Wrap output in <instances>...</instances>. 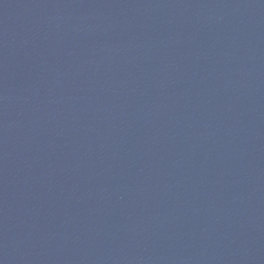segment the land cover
<instances>
[{"label": "water", "instance_id": "water-1", "mask_svg": "<svg viewBox=\"0 0 264 264\" xmlns=\"http://www.w3.org/2000/svg\"><path fill=\"white\" fill-rule=\"evenodd\" d=\"M0 264H264V0H0Z\"/></svg>", "mask_w": 264, "mask_h": 264}]
</instances>
